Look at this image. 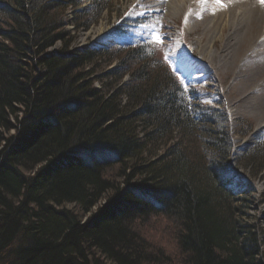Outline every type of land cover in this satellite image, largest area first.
I'll return each mask as SVG.
<instances>
[{"label":"trees","instance_id":"trees-1","mask_svg":"<svg viewBox=\"0 0 264 264\" xmlns=\"http://www.w3.org/2000/svg\"><path fill=\"white\" fill-rule=\"evenodd\" d=\"M58 1L0 0V256L19 234L10 264H264L231 208L226 117L143 50L72 52L62 14L77 6ZM138 215L172 221L176 259L128 226Z\"/></svg>","mask_w":264,"mask_h":264},{"label":"rangeland","instance_id":"rangeland-1","mask_svg":"<svg viewBox=\"0 0 264 264\" xmlns=\"http://www.w3.org/2000/svg\"><path fill=\"white\" fill-rule=\"evenodd\" d=\"M45 1L55 8L53 4L58 5L59 2L42 0ZM74 1L77 7L67 8L62 15L67 17V13L76 11L79 19L91 24L85 29L81 26L77 27L78 30L65 29L70 32L69 37L76 35L77 38L76 42L70 40L68 49L76 53L93 48L96 42L104 45L112 44L116 47L123 45V48L152 42L151 45L161 47L159 56L166 54L169 57L170 64L176 70L181 83L185 87L198 86L201 89L203 104L217 106L226 117V124L215 130L227 134L228 141L234 145L231 146L234 150L228 158L227 166L229 175L235 176L230 190L236 195L237 206L234 205L233 199L231 208H239L235 211L236 219L250 225L251 231H256L261 247L258 258L264 259V127H262L264 126V51L261 55L255 56L251 50L262 34L259 27L263 22L260 19L264 17V8L254 0H222L226 7H221L216 0H209L205 5L207 10L202 8L197 12L203 5V0H190L177 15H173L166 9L169 0H110L106 3V10L99 13L96 12L95 5L89 2L91 0ZM161 2L166 6L162 4L156 8ZM243 3L256 10V18L246 38L243 37L246 27L243 20L249 17H246L241 7ZM103 7L99 5L97 10ZM157 9L161 12H150ZM73 17L75 18L73 22L70 19L66 21L67 25L77 24L76 17ZM78 25L82 24L78 23ZM240 26L243 28L239 29ZM144 29L150 30L149 40H144L142 35L141 37L135 35V32L139 31L141 34ZM210 36L213 39L212 53L202 55L201 50L210 40ZM62 45L63 42H59L55 47L60 50L64 47ZM228 48L230 49L227 52ZM255 49L258 50L257 47ZM261 49L264 50V47ZM90 78L96 79L95 76ZM97 82L95 87H98ZM109 85L114 83L109 81L107 87ZM256 146H259V149L254 152ZM95 148L100 149L102 153L106 147L102 145ZM198 150L203 153L205 149L199 147ZM77 153L80 154L76 151ZM206 154L211 158L210 152L204 155ZM252 158L256 160L255 163L262 161L263 164L255 165ZM180 161L191 168L187 158L185 160L182 158ZM120 181L122 179L118 180L119 183ZM102 199L104 198L89 209L84 221L98 208L104 206L105 199ZM64 208L77 215L84 212L81 206L78 208L76 205H67ZM171 223L172 221L153 218V216L138 215L128 226H134L133 231L138 236L151 241L154 246L163 249L176 259L177 230H173ZM29 244V240L18 234L0 256V264H2L1 260L4 264H10L15 259V253L28 248Z\"/></svg>","mask_w":264,"mask_h":264},{"label":"bare ground","instance_id":"bare-ground-1","mask_svg":"<svg viewBox=\"0 0 264 264\" xmlns=\"http://www.w3.org/2000/svg\"><path fill=\"white\" fill-rule=\"evenodd\" d=\"M189 1H190V0H169V1H168L169 4H168V6L166 7V9H167V10H170V13H173V15H177L183 6L186 7L185 4L188 3ZM163 3H164V2H161V3H159V5H157V6H160V5H162ZM255 3H256V4H261L260 2H256V1H255ZM163 6H166V5L163 4ZM261 6L264 7V5H262V4H261ZM241 7H242L243 10L245 11L246 17H249V19L246 18V20H243V22L246 23L245 30L243 31V33H244L243 37L246 38V37L249 36L250 31H251V28H252V24H253V22H254V20H255V18H256V10H253L249 5H247V4H245V3H243ZM156 8H158V7H156ZM199 11H201V10L198 9L197 12H199ZM155 13H157V12L155 11ZM69 14H70V16H68ZM243 15H244V14L242 13V16H243ZM66 16H67L66 19H65L66 21L70 19V21L72 20V22H73V19H75V18L73 17V16H75V11H72V13H67ZM50 17H51V16H50ZM251 19H252V20H251ZM250 20H251V21H250ZM261 20H262L263 22H262V24H260V27H259V28H261V32H260V33H262V34H261L259 40H258L256 43H254L253 48H251V50H253V54H254L255 56H259V55H261V54H262V51H264V50L261 49V48L263 47V39H264V17H262V18L260 19V21H261ZM51 22H52V21H51ZM249 22H250V23H249ZM52 23H53V22H52ZM52 23H49V24H52ZM261 26H262V27H261ZM74 27H75V25H67V26H65L64 28H65V29H68V30H71V28H72L73 30H75ZM241 27H242V26H240V27H238V28L240 29ZM242 28H243V27H242ZM259 28H258V29H259ZM144 30H145V31H144ZM144 30L142 31L141 34H140L139 31L135 32V35H136L137 37H141L140 35H142L144 38H148V37L151 35V33H149L150 30H149V29H144ZM68 33H70V32H68ZM73 34H78V33H73ZM211 37H212V36H210V40L205 44L204 48L201 50L202 55H203V54H206V53H207V54L212 53V41H213V39L215 38V36L213 35V39H212ZM241 38H242V37H241ZM70 40H73L74 42H76V40H77L76 35L71 36V37H70ZM112 46H114V45H112V44L104 45V44H101V43H99V42H96L93 48L96 49V50H102V49H105V48H107V47H108V48H112ZM255 47H257L258 50L255 49ZM54 49L57 50L56 47H54ZM229 49H230V48L226 49L227 52H228ZM254 50H255V51H254ZM260 126H262V125H260ZM262 127H264V126H262ZM233 146H234V145H232V147H233ZM233 150H234V148H233Z\"/></svg>","mask_w":264,"mask_h":264},{"label":"snow or ice","instance_id":"snow-or-ice-1","mask_svg":"<svg viewBox=\"0 0 264 264\" xmlns=\"http://www.w3.org/2000/svg\"><path fill=\"white\" fill-rule=\"evenodd\" d=\"M259 2L264 5V0H259ZM216 3L219 4L221 7H226V4H224L222 0H216ZM157 40L159 41V37H157Z\"/></svg>","mask_w":264,"mask_h":264}]
</instances>
